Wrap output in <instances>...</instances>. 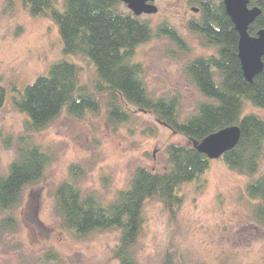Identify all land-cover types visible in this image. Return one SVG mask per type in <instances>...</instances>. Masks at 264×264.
Returning a JSON list of instances; mask_svg holds the SVG:
<instances>
[{
  "label": "rangeland",
  "instance_id": "1",
  "mask_svg": "<svg viewBox=\"0 0 264 264\" xmlns=\"http://www.w3.org/2000/svg\"><path fill=\"white\" fill-rule=\"evenodd\" d=\"M63 1L58 0L59 7ZM191 1L156 0L157 14L140 17L155 29L167 22L184 38L191 54L184 55L168 38H156L139 46L135 57L144 66L154 97L180 95L182 117L206 101L186 79L184 67L190 58L210 53L188 29L189 21L199 16ZM63 48L59 28L49 13L33 17L22 0H0V86L7 91L0 109V174L8 172L19 139L27 135L28 116L14 107L12 97L47 76L61 60L76 64L81 82L94 86L95 67L80 56L65 54ZM105 102L101 98L99 114L87 112L77 119L63 112L44 131L33 134V141L48 149L54 160L43 180L25 189L21 205L12 212L17 228L0 233V264H120L113 256L120 231L93 233L79 240L63 227L56 213L58 186L71 179V167L80 166L82 189L110 202L129 188L138 167L165 172L167 146H199L151 112L127 104L133 121L114 127ZM246 114L264 118V110L249 101ZM249 181L231 171L222 158L212 159L200 181L180 188L182 205L174 216L159 199L148 200L144 227L133 249L138 264H264V226L253 216L257 202L246 193ZM4 216L0 211V218Z\"/></svg>",
  "mask_w": 264,
  "mask_h": 264
},
{
  "label": "trees",
  "instance_id": "2",
  "mask_svg": "<svg viewBox=\"0 0 264 264\" xmlns=\"http://www.w3.org/2000/svg\"><path fill=\"white\" fill-rule=\"evenodd\" d=\"M22 3L33 17L51 15L64 53L91 63L97 80L92 88L83 84L79 67L61 60L51 66L47 76L12 97L14 107L28 116L27 135L19 139L17 156L8 172L0 174V211L6 214L0 218V233L17 228L12 212L21 205L25 189L40 183L54 160L48 149L33 141V134L44 131L63 112L77 119L87 112L99 114L103 97L108 121L114 127L133 121L127 104L151 112L175 133L199 144L223 130L239 129L238 142L221 158L231 171L249 177L246 193L257 202L252 207L253 216L264 226V118L245 115L246 101L264 110V67L252 83L245 79L238 56L239 34L222 0L191 1L199 16L189 21L188 29L210 53L190 58L184 67L186 79L206 99L186 117L181 114L180 95L154 97L149 92L144 66L135 58L139 46L156 38H168L184 55L191 54L187 42L167 22L155 29L125 10L121 0H64L61 7L58 0ZM249 7L261 11L249 29L250 35L256 36L264 29V0H249ZM6 100L7 91L0 86V109ZM150 131L156 133V129ZM165 153V172L138 167L129 188L110 202L96 192H85L80 186L82 169L71 167V179L62 182L55 194L56 213L63 227L79 240L93 233L120 231L114 258L120 264H138L133 249L144 227L146 202L159 199L174 216L182 205L180 188L200 181L210 167L211 159L198 147L171 144Z\"/></svg>",
  "mask_w": 264,
  "mask_h": 264
},
{
  "label": "water",
  "instance_id": "3",
  "mask_svg": "<svg viewBox=\"0 0 264 264\" xmlns=\"http://www.w3.org/2000/svg\"><path fill=\"white\" fill-rule=\"evenodd\" d=\"M156 0H121L135 16L157 14ZM228 16L231 18L239 34L238 56L245 79L252 83L254 78L263 71L264 57V29L256 36L249 33L261 11L259 8L249 7V0H222ZM198 12V9L195 10ZM239 139V129L223 130L199 144L198 148L211 160L221 158L229 149L233 148Z\"/></svg>",
  "mask_w": 264,
  "mask_h": 264
},
{
  "label": "flooded vegetation",
  "instance_id": "4",
  "mask_svg": "<svg viewBox=\"0 0 264 264\" xmlns=\"http://www.w3.org/2000/svg\"><path fill=\"white\" fill-rule=\"evenodd\" d=\"M199 11V10H198Z\"/></svg>",
  "mask_w": 264,
  "mask_h": 264
}]
</instances>
